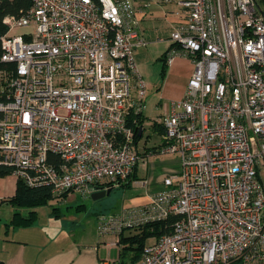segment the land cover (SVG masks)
Returning <instances> with one entry per match:
<instances>
[{
    "label": "built area",
    "instance_id": "2783aa9c",
    "mask_svg": "<svg viewBox=\"0 0 264 264\" xmlns=\"http://www.w3.org/2000/svg\"><path fill=\"white\" fill-rule=\"evenodd\" d=\"M30 1L3 20L0 61L15 70L0 90V168L55 197L120 187L144 160L136 9L130 0ZM179 3L186 19L165 62L188 58L193 72L145 155H174L180 170L147 205L99 214L97 233L120 247L126 231L176 219L136 262L120 249L102 264H264V0Z\"/></svg>",
    "mask_w": 264,
    "mask_h": 264
},
{
    "label": "crops",
    "instance_id": "0c3cea01",
    "mask_svg": "<svg viewBox=\"0 0 264 264\" xmlns=\"http://www.w3.org/2000/svg\"><path fill=\"white\" fill-rule=\"evenodd\" d=\"M130 1L136 9L139 30L146 42L145 47L138 48L134 52L138 74L146 85L145 110L139 118L142 131L136 139V150L144 157L138 166L145 165L146 173L139 174L138 166L134 171V182H136L134 186L142 189L144 195H136L132 201L125 203L118 213L109 214H119L130 207L147 205L151 195L164 190V177L179 172L180 162L174 155L164 156V164L158 165L164 167L162 175L158 176L155 170L149 171L150 165L157 166L154 162L150 163L152 158L162 155L146 156L145 154L154 150L160 143L151 148L144 146L141 149L140 142L146 130L144 124L147 120H150L151 129L157 131L160 136L164 117L171 104L182 99L193 72L192 63L188 58L176 57L165 69L162 62L170 50V39L175 27L186 19L185 11L179 3L181 0ZM25 32L26 29H16L12 31V34L20 35ZM163 69L164 74L162 75ZM154 88L155 93H150ZM140 181L144 186L140 185ZM17 182L18 179L13 175L0 177V205L3 203L10 205L8 201L16 193ZM134 182L132 181L127 188L132 187ZM68 197L69 193L65 198ZM10 207L11 214L0 219V262L3 264H102L117 260L121 255L120 249L124 248L121 242L120 247L111 245L116 242L113 236L100 238L98 233L93 236H80L79 232L74 234L73 229L68 231L65 229L67 232L50 234L46 227L36 225V220L28 227H12L10 222L13 213L19 211L11 205ZM122 236H128V234L124 233ZM113 249L116 250V256L111 258L110 254Z\"/></svg>",
    "mask_w": 264,
    "mask_h": 264
},
{
    "label": "rangeland",
    "instance_id": "374dc122",
    "mask_svg": "<svg viewBox=\"0 0 264 264\" xmlns=\"http://www.w3.org/2000/svg\"><path fill=\"white\" fill-rule=\"evenodd\" d=\"M150 93H155V88L151 89ZM147 113H149L147 111ZM145 133L140 142V148L144 146L151 148L154 145L160 143V136L157 131H153L150 127V120L145 122ZM164 155L152 158L150 163L154 164L149 166V171H157L158 176L162 175L164 170L163 166H158L164 164ZM145 165H139L137 172L139 174L146 173ZM10 175V174H9ZM11 176V175H10ZM135 180H133L134 182ZM136 182L133 183L132 187L125 189H114L112 193L99 200H93L91 196L83 198L77 193H69V197L65 198L62 196L55 197L49 200L45 205L39 206L33 209L29 208H19L18 210L24 217H28L31 211L36 213V225H41L46 227L48 233H58L70 229H73V233H80V236L84 235H95L97 234L96 218L99 213H118L125 203L132 201L136 195H144V192L139 187L134 186ZM10 205L2 204L0 205V219L11 214ZM67 231H66V230ZM126 235L128 231L125 232ZM77 236H79L77 234ZM116 256V250H111L110 257L114 258Z\"/></svg>",
    "mask_w": 264,
    "mask_h": 264
},
{
    "label": "trees",
    "instance_id": "16d2710c",
    "mask_svg": "<svg viewBox=\"0 0 264 264\" xmlns=\"http://www.w3.org/2000/svg\"><path fill=\"white\" fill-rule=\"evenodd\" d=\"M30 7V0H0V57L2 54L1 39L8 32V28L3 22L4 18L7 16L19 18L25 14V12H27ZM162 62L165 69V67H167L165 58L162 60ZM164 69L162 70V75L164 74ZM14 70V64L0 61V90L6 85L9 78L12 77ZM2 98L3 97L0 94V100H2ZM9 174L10 171L8 169L0 168V177L7 176ZM133 180H135L134 173L132 174V177L119 188H127L131 185ZM114 189H111V191ZM66 195L67 194H64L63 197ZM51 199H54V197L52 196L51 190L48 187H28L22 181L18 180L16 193L8 201V203L15 209H33L45 205ZM175 219V217H170L166 221L153 222L143 227H139L131 231L129 230L128 236H121L120 238L121 244L124 245L123 256L128 257L130 254L131 262H136L139 259L140 253L147 242L152 238L169 233L170 225ZM35 220L36 213L33 211L29 213L28 217H24L20 212L15 211L11 218L10 225L12 227H28L32 225ZM0 264L3 263L0 262Z\"/></svg>",
    "mask_w": 264,
    "mask_h": 264
},
{
    "label": "water",
    "instance_id": "95a60500",
    "mask_svg": "<svg viewBox=\"0 0 264 264\" xmlns=\"http://www.w3.org/2000/svg\"><path fill=\"white\" fill-rule=\"evenodd\" d=\"M261 15L264 17V13L263 12H261ZM110 193H111V189L100 190V191H97V192L93 193L91 195V198L93 200H99L101 198H104L105 196H108Z\"/></svg>",
    "mask_w": 264,
    "mask_h": 264
}]
</instances>
